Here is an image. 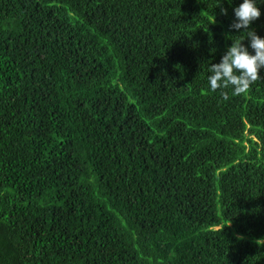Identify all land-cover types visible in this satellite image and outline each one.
Returning <instances> with one entry per match:
<instances>
[{"label": "trees", "instance_id": "trees-1", "mask_svg": "<svg viewBox=\"0 0 264 264\" xmlns=\"http://www.w3.org/2000/svg\"><path fill=\"white\" fill-rule=\"evenodd\" d=\"M238 3L0 0V264H264V68L207 84Z\"/></svg>", "mask_w": 264, "mask_h": 264}, {"label": "clouds", "instance_id": "clouds-1", "mask_svg": "<svg viewBox=\"0 0 264 264\" xmlns=\"http://www.w3.org/2000/svg\"><path fill=\"white\" fill-rule=\"evenodd\" d=\"M220 2L221 0H216V4ZM227 3L232 4V0H227ZM220 10L225 14L227 12L223 7ZM260 14L257 0H239L233 7V20L229 27L237 30L239 35L231 37V43L218 62L208 64L207 84L211 91L231 88L233 96L240 95L261 79L259 70L264 68V36L258 35L249 27ZM245 38L247 45L242 43ZM221 98L228 100V92L221 91Z\"/></svg>", "mask_w": 264, "mask_h": 264}, {"label": "bare ground", "instance_id": "bare-ground-1", "mask_svg": "<svg viewBox=\"0 0 264 264\" xmlns=\"http://www.w3.org/2000/svg\"><path fill=\"white\" fill-rule=\"evenodd\" d=\"M2 187V186H1ZM7 191V190H6ZM9 193V192H8ZM5 195V194H4ZM7 195V194H6ZM2 197V196H1ZM9 197V196H8ZM208 226V225H207Z\"/></svg>", "mask_w": 264, "mask_h": 264}]
</instances>
